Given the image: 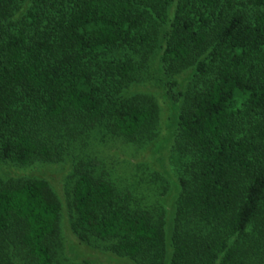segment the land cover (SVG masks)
Listing matches in <instances>:
<instances>
[{
  "label": "trees",
  "instance_id": "1",
  "mask_svg": "<svg viewBox=\"0 0 264 264\" xmlns=\"http://www.w3.org/2000/svg\"><path fill=\"white\" fill-rule=\"evenodd\" d=\"M152 80L173 110L167 218L98 156L155 138ZM5 165L39 169L0 170V264H57L64 217L112 256L75 264H264V0H0Z\"/></svg>",
  "mask_w": 264,
  "mask_h": 264
},
{
  "label": "rangeland",
  "instance_id": "2",
  "mask_svg": "<svg viewBox=\"0 0 264 264\" xmlns=\"http://www.w3.org/2000/svg\"><path fill=\"white\" fill-rule=\"evenodd\" d=\"M187 75V74H186ZM185 75H177L178 89L183 87ZM150 93L155 96L159 106V119L156 126V135L150 141L141 140L135 142H122L113 140L112 143L102 146L99 158L104 163V168L113 185L120 192L131 193L134 203L139 207L151 210L154 214L169 216L171 204L173 203V183L177 182L176 169L173 161V153L169 145L174 143L173 134V110L167 101L163 99L160 85L157 81H151ZM58 167H47L46 173L57 177ZM39 168L34 167L26 170H17L11 166H2L1 172L7 176H19L25 174H37ZM168 174V176L165 173ZM65 172H63L64 177ZM170 178V180H169ZM59 183V182H58ZM62 244L58 245L57 264H75L84 257L105 258L108 255L103 246L90 248L79 244L71 234L66 217L61 224ZM108 262L114 264L115 262ZM12 264H30L23 258V254L11 256ZM115 264H118L117 262ZM128 264V263H121Z\"/></svg>",
  "mask_w": 264,
  "mask_h": 264
}]
</instances>
